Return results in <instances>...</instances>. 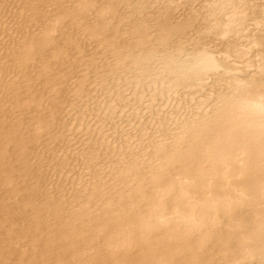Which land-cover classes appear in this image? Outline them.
<instances>
[{"label":"bare ground","instance_id":"6f19581e","mask_svg":"<svg viewBox=\"0 0 264 264\" xmlns=\"http://www.w3.org/2000/svg\"><path fill=\"white\" fill-rule=\"evenodd\" d=\"M0 264H264V0H0Z\"/></svg>","mask_w":264,"mask_h":264}]
</instances>
